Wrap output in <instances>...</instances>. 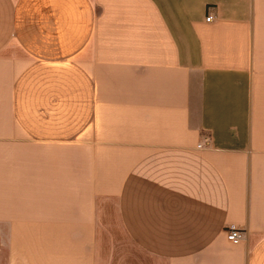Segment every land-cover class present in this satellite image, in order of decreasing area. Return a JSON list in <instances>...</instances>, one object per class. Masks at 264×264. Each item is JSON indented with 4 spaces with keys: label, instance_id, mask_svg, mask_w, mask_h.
I'll return each mask as SVG.
<instances>
[{
    "label": "crops",
    "instance_id": "1",
    "mask_svg": "<svg viewBox=\"0 0 264 264\" xmlns=\"http://www.w3.org/2000/svg\"><path fill=\"white\" fill-rule=\"evenodd\" d=\"M0 264H264V0H0Z\"/></svg>",
    "mask_w": 264,
    "mask_h": 264
},
{
    "label": "built area",
    "instance_id": "2",
    "mask_svg": "<svg viewBox=\"0 0 264 264\" xmlns=\"http://www.w3.org/2000/svg\"><path fill=\"white\" fill-rule=\"evenodd\" d=\"M213 20V17L212 16H209L206 21L207 22H211ZM244 236H245V232L243 230H241L239 227L237 226H230L228 228V231H227V238L228 240L237 245V244H240L243 239H244Z\"/></svg>",
    "mask_w": 264,
    "mask_h": 264
}]
</instances>
